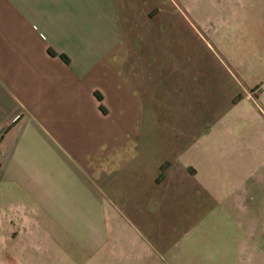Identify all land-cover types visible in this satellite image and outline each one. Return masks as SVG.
Masks as SVG:
<instances>
[{"label":"crops","instance_id":"1","mask_svg":"<svg viewBox=\"0 0 264 264\" xmlns=\"http://www.w3.org/2000/svg\"><path fill=\"white\" fill-rule=\"evenodd\" d=\"M131 61L118 0H0V232H11L0 246L53 236L94 252L110 209L136 208V191L141 212L162 213L215 190L217 146L204 158L194 130L149 170Z\"/></svg>","mask_w":264,"mask_h":264},{"label":"rangeland","instance_id":"2","mask_svg":"<svg viewBox=\"0 0 264 264\" xmlns=\"http://www.w3.org/2000/svg\"><path fill=\"white\" fill-rule=\"evenodd\" d=\"M118 7L129 75L145 102L139 143L149 170L194 130L204 158L209 144H220L209 172L215 190L194 205L165 201L162 213L141 212L136 191V208L110 209L114 224L97 251L52 236L39 246H0V264H264V0H118ZM9 234L0 232V242Z\"/></svg>","mask_w":264,"mask_h":264},{"label":"trees","instance_id":"3","mask_svg":"<svg viewBox=\"0 0 264 264\" xmlns=\"http://www.w3.org/2000/svg\"><path fill=\"white\" fill-rule=\"evenodd\" d=\"M51 53V52H50ZM63 60L67 63V58L62 56Z\"/></svg>","mask_w":264,"mask_h":264}]
</instances>
